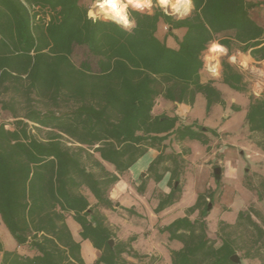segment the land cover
<instances>
[{
  "label": "trees",
  "instance_id": "obj_1",
  "mask_svg": "<svg viewBox=\"0 0 264 264\" xmlns=\"http://www.w3.org/2000/svg\"><path fill=\"white\" fill-rule=\"evenodd\" d=\"M81 1L0 0V218L18 246L30 252L0 247L1 264H85L69 218L100 252L96 264H131L124 255L139 258L130 242L117 239L103 213L114 210L111 190L156 150L148 178L158 183L171 174V193L161 196L156 209L161 212L180 200L189 166L173 144L196 141L209 152L218 137L216 130L179 124L177 117H155L160 98L193 105L200 94L208 115L216 105L227 106L219 85L228 87L247 99L248 139L264 153V91L250 95L247 75L226 60L219 81L201 80L203 56L216 34L237 30L248 41L261 36L250 3L192 0L193 12L182 19L160 7L129 9L135 23L125 29L110 19L94 22ZM162 25L170 28L164 38ZM175 30L186 32L179 39ZM262 43H250L243 52L252 49L253 58L263 59ZM77 47L87 49L96 71L89 60L74 64ZM231 110L241 107L232 104ZM258 178V186H246L262 201L264 177ZM144 188L143 181L139 192ZM214 194H199L187 217L163 229L183 245L171 251L172 264H264V216L254 207L240 212L233 225L220 222L218 241L209 237L206 218Z\"/></svg>",
  "mask_w": 264,
  "mask_h": 264
},
{
  "label": "crops",
  "instance_id": "obj_2",
  "mask_svg": "<svg viewBox=\"0 0 264 264\" xmlns=\"http://www.w3.org/2000/svg\"><path fill=\"white\" fill-rule=\"evenodd\" d=\"M94 0H82L81 4L87 7ZM252 5L249 15L253 23L261 30V36L253 40H240L237 30H227L214 36V42L226 41L228 46L225 60L236 66L238 64L241 71L246 75L245 67L247 64L251 68L254 65L264 67V58H253L251 50L244 53L243 49L250 43L262 41L259 48L264 47V0H245ZM194 10V4L191 0V10L187 11L189 16ZM152 10L148 11L151 12ZM170 28L162 25L159 28V36L164 38ZM185 30H175L174 35L179 39L185 34ZM168 43L171 47H176V42L169 37ZM213 43V42H212ZM212 43L210 45H212ZM243 53L244 55H240ZM235 55L236 62L228 59ZM204 60V59H203ZM205 67L201 71V80L203 83V74ZM224 94L227 106L220 105L213 107L210 114L207 113L199 118L194 116V110L200 98L206 99L202 95H197L193 105L179 104L166 101L160 98L154 108L155 117H177L179 124L199 125L205 128L216 130L218 137L213 138L211 150L196 141H184L174 143L175 152L184 154V158L189 163L184 176L185 182L182 186V195L178 202L167 207L161 212H156L160 204L161 196L171 193L169 181L171 174L165 175L161 182H155L148 178V169L151 163L158 157L159 152L149 150L130 171L121 178L120 182L111 190L110 198L114 202V210H103L108 219V223L115 231L117 239L123 242H130L133 251L139 258L124 255V258L131 264H172L171 251L182 249L183 245L177 241H171L170 235L163 232V229L174 221L187 217L188 210L192 208L198 200L199 194L207 191L214 192L213 202L210 203V212L206 218L208 226V235L210 238L217 237L220 222L235 224L238 215L251 207L258 209V204H264L260 201L256 191H251L245 184V179L253 174L264 177L263 170H249L247 168L250 162H245L246 155L253 157H264L255 144L248 139V131L245 125L247 99L242 95L232 92L228 87L219 85ZM236 104L241 107V111L236 113L231 110V105ZM241 116V121L237 128L228 129V125ZM242 165H245L243 171ZM254 165V164H253ZM220 169V177H216L215 170ZM211 169L214 177L211 178ZM263 171V172H262ZM243 183L237 186V182ZM145 182L144 191L139 192V187ZM177 187V186H176ZM167 189V191H165ZM94 202V199L91 198ZM241 202L242 206L236 208ZM252 204V205H251ZM261 212V211H260ZM199 212L190 216L191 220H196ZM68 226L71 230L74 240L81 245V255L85 264H96L100 257V252L96 250L89 240L81 238V227L72 218H69ZM0 247L3 251L18 252L21 255H29L30 252L25 247H19L8 229L0 218ZM3 258V252L0 251V264ZM241 261V260H240ZM243 264H260L259 261L243 260Z\"/></svg>",
  "mask_w": 264,
  "mask_h": 264
},
{
  "label": "rangeland",
  "instance_id": "obj_3",
  "mask_svg": "<svg viewBox=\"0 0 264 264\" xmlns=\"http://www.w3.org/2000/svg\"><path fill=\"white\" fill-rule=\"evenodd\" d=\"M173 2H175V0H173ZM87 7L89 8V10H93L95 15L98 17V19H107L105 18L104 13L95 8L94 7V1L91 4H88ZM154 7H159L158 6V0H153V7L151 9H146L143 12H147L152 10ZM129 9H132L131 7ZM165 10L169 15L175 16L178 19H182L185 18L186 15L188 14V12L182 11V12H173V10L169 7L167 9H163ZM212 45H210L208 47V50L204 53L203 59H204V63H205V73L203 74V81H209V79L215 80V81H219L220 80V76H221V63L223 60H225L226 56H223V53H216V54H212L209 49L211 48ZM216 58V59H215ZM72 60L74 62L75 65L80 66V64L83 61L89 60L93 66V70L96 71V62L93 58H91L88 54L87 49L84 48H80L77 47L74 51ZM234 64V63H233ZM245 71L247 73V77L250 83V87H249V91H250V95H254L256 97L260 96L261 93L264 91V67L261 66H256L254 65L253 68H251L250 66H248L247 64H245ZM237 67L238 64H236ZM212 67H217L218 68V73L214 74L213 72H211L209 69ZM206 114L205 112V100L203 98H200V101L197 103L195 110H194V116H196L197 118L201 117L202 115L204 116ZM241 116H238L236 119H234L229 125H228V129H235L238 127L240 121H241ZM3 118H8L7 116H4ZM12 120L8 119L7 123H11ZM256 159H254L251 156L246 155L243 159L244 164L245 162H250L252 163L251 165L248 164L247 168L249 170H263L264 171V157L260 158V157H255ZM254 164V165H253ZM243 171L245 169V165H242ZM262 171V172H263ZM257 174H253L251 176H249V178L247 177L245 179V184H247V182H249L250 184H253L254 186H258L259 184V178L256 176ZM262 175H264V172L262 173ZM214 177V174L212 173V169H211V178ZM243 181L240 180L237 182V186L242 185ZM242 203L239 202L238 205H236V208H238ZM252 205V204H251ZM258 209L261 211L262 215L264 216V204H258ZM212 209V208H211ZM210 209V210H211ZM214 238H211L215 241H218V237L213 236Z\"/></svg>",
  "mask_w": 264,
  "mask_h": 264
},
{
  "label": "clouds",
  "instance_id": "obj_4",
  "mask_svg": "<svg viewBox=\"0 0 264 264\" xmlns=\"http://www.w3.org/2000/svg\"><path fill=\"white\" fill-rule=\"evenodd\" d=\"M158 6L162 9L171 8L173 12H180L182 8L186 11L191 10V0H158ZM94 7L101 10L105 18L110 19L113 23L125 29L134 26V18L129 12V8L136 11L143 12L146 9H151L153 7V0H94ZM88 17L94 22L98 17L95 15L93 10L88 11ZM212 53H226L227 49L224 45L219 42H213L211 48L209 49ZM240 55H244L240 53ZM228 59L232 62H236L237 57L235 55L229 56ZM241 67H246L242 64ZM214 74L218 73L217 67H212L209 69ZM167 191V189H165Z\"/></svg>",
  "mask_w": 264,
  "mask_h": 264
},
{
  "label": "water",
  "instance_id": "obj_5",
  "mask_svg": "<svg viewBox=\"0 0 264 264\" xmlns=\"http://www.w3.org/2000/svg\"><path fill=\"white\" fill-rule=\"evenodd\" d=\"M220 173H221V170L218 168V169H216L215 170V175H216V177H220ZM176 186H178V183L176 184ZM110 246H113L114 245V241H110ZM234 262H236V263H239L240 262V258H239V256H234L233 257V259H232Z\"/></svg>",
  "mask_w": 264,
  "mask_h": 264
},
{
  "label": "bare ground",
  "instance_id": "obj_6",
  "mask_svg": "<svg viewBox=\"0 0 264 264\" xmlns=\"http://www.w3.org/2000/svg\"><path fill=\"white\" fill-rule=\"evenodd\" d=\"M182 11H184V13L187 12L184 8H182L180 12H182ZM211 53H212V52H211ZM218 53H219V52H218ZM212 54H216V53H212ZM215 59H216V58H215Z\"/></svg>",
  "mask_w": 264,
  "mask_h": 264
},
{
  "label": "built area",
  "instance_id": "obj_7",
  "mask_svg": "<svg viewBox=\"0 0 264 264\" xmlns=\"http://www.w3.org/2000/svg\"><path fill=\"white\" fill-rule=\"evenodd\" d=\"M167 13V12H166Z\"/></svg>",
  "mask_w": 264,
  "mask_h": 264
}]
</instances>
